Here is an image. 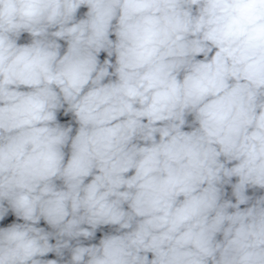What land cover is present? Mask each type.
Masks as SVG:
<instances>
[{
	"label": "clouds",
	"instance_id": "obj_1",
	"mask_svg": "<svg viewBox=\"0 0 264 264\" xmlns=\"http://www.w3.org/2000/svg\"><path fill=\"white\" fill-rule=\"evenodd\" d=\"M0 264H264V0H0Z\"/></svg>",
	"mask_w": 264,
	"mask_h": 264
}]
</instances>
